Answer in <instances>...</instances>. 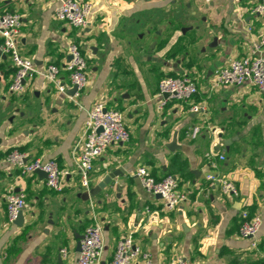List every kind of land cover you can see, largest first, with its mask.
Here are the masks:
<instances>
[{
  "label": "crops",
  "instance_id": "obj_1",
  "mask_svg": "<svg viewBox=\"0 0 264 264\" xmlns=\"http://www.w3.org/2000/svg\"><path fill=\"white\" fill-rule=\"evenodd\" d=\"M89 1V26L80 31L56 19L59 0H0V12L22 15L20 50L34 64L24 92H10L15 67L0 35V264H76L79 242L94 223L104 228L102 264L128 236L152 264L179 257L190 264H264V94L251 83H212L232 59L264 57V44L253 52L264 38V13L254 11L261 0ZM72 40L88 65L87 85L75 97L66 70L59 74L64 92L45 76L50 64L64 65ZM183 74L197 81L194 99L204 109L195 113L190 103L170 100L159 111L161 79ZM97 102L123 112L130 139L95 160L89 188L109 171L122 173L84 200L78 156ZM13 150L27 160H55L68 171L64 189H50L37 173L22 175L7 161ZM140 166L157 179L177 176L187 200L165 209L137 177ZM211 173L232 181L238 193L224 194L207 180ZM10 190L27 198L21 226L8 219ZM244 210L262 217L255 239L240 235ZM134 264L147 263L140 257Z\"/></svg>",
  "mask_w": 264,
  "mask_h": 264
},
{
  "label": "built area",
  "instance_id": "obj_2",
  "mask_svg": "<svg viewBox=\"0 0 264 264\" xmlns=\"http://www.w3.org/2000/svg\"><path fill=\"white\" fill-rule=\"evenodd\" d=\"M93 4L89 0H59L55 17L65 22L71 28L80 31L89 26ZM255 12L264 13V0H261L254 9ZM23 25L22 15L18 12L3 10L0 12V35L3 38L1 51L9 56L15 67V74L9 85L12 93L21 94L25 90L27 77L34 71L33 61L22 54L20 50V33ZM264 44V38L255 44V50ZM69 58L63 66L50 64L45 73L46 78L55 83L59 90L64 92L59 74L61 69L69 73L75 96L87 85V58L81 50V46L72 40L68 44ZM212 83L216 87L240 86L251 83L259 88L264 94V57L246 56L239 59H232L227 66L220 67L213 74ZM199 92L197 81L188 74L180 76H165L159 83L160 99L157 109L162 111L170 100L191 101V110L200 112L204 107L195 102V96ZM169 94V97H165ZM102 128V131L99 129ZM200 127L195 126L192 136L197 137ZM130 139V131L124 120L123 112L118 109H109L103 102H97L88 113L85 126L84 140L81 152L78 156L79 172L81 183L88 190L90 189V175L95 168V160L103 155L107 148L114 143L127 142ZM209 159L211 155L207 154ZM225 159L224 155L220 157ZM7 161L11 166L19 168L22 175L35 174L42 170L47 174V186L57 192L64 189V178L68 171L60 169L55 160L43 161L42 159L27 160V155L19 150H13L7 155ZM215 164V163H214ZM137 177L141 180L144 188L155 195H161L163 206L167 210L178 208L187 200V194L180 189V181L177 176L169 174L163 179L155 178L146 166H140L136 171ZM207 180L213 185H220L224 194L236 195L238 189L235 184L227 178L216 174L207 175ZM264 184V182H263ZM7 214L10 222L14 223L21 212L27 207V198L23 192L10 190L6 195ZM240 235L243 238L255 239L259 233L263 221L259 214L250 215L249 211L241 213ZM80 252L76 264H102L104 250V228L100 223H94L86 227L84 236L80 241ZM256 240L253 246L257 247ZM61 253L66 255V249ZM142 257L147 264H152L150 255L142 252L134 244L132 237H123L117 244L113 259L107 264H134ZM170 264H190L185 258L179 257Z\"/></svg>",
  "mask_w": 264,
  "mask_h": 264
},
{
  "label": "water",
  "instance_id": "obj_3",
  "mask_svg": "<svg viewBox=\"0 0 264 264\" xmlns=\"http://www.w3.org/2000/svg\"><path fill=\"white\" fill-rule=\"evenodd\" d=\"M74 92L76 91V88L73 90ZM165 97H169V94H165ZM99 131H102V128L99 129ZM232 141V140H231ZM170 148L173 147V144L169 145ZM36 173L41 177V178H47V174L42 171V170H37ZM122 173V170H114V171H109V173L101 180L97 185L94 187L90 188L89 190L82 192L79 194L84 200H90L92 197L98 195L101 193L103 190H105L108 186H111L113 184V180L119 176ZM123 181L118 182V184H123ZM161 197V195H158ZM23 212L19 214L18 219L16 220V223L18 225H23ZM83 238V236H82ZM79 242V250H80V244Z\"/></svg>",
  "mask_w": 264,
  "mask_h": 264
},
{
  "label": "trees",
  "instance_id": "obj_4",
  "mask_svg": "<svg viewBox=\"0 0 264 264\" xmlns=\"http://www.w3.org/2000/svg\"><path fill=\"white\" fill-rule=\"evenodd\" d=\"M249 213H250V215L253 214V212H249ZM31 227H32V226H27V227L24 229V231H23V233H22V237H27V236H28ZM12 250H14V249H12ZM13 252H17V250H14Z\"/></svg>",
  "mask_w": 264,
  "mask_h": 264
},
{
  "label": "rangeland",
  "instance_id": "obj_5",
  "mask_svg": "<svg viewBox=\"0 0 264 264\" xmlns=\"http://www.w3.org/2000/svg\"><path fill=\"white\" fill-rule=\"evenodd\" d=\"M177 101H178V102H182V103L185 102V101H179V100H177ZM190 102H191V101H188L187 103H190ZM110 109H111V108H110ZM123 115H124V114H123ZM124 120H125V119H124Z\"/></svg>",
  "mask_w": 264,
  "mask_h": 264
}]
</instances>
